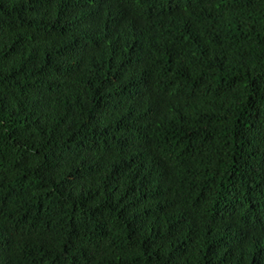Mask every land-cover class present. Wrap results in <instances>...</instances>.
<instances>
[{"label":"trees","instance_id":"16d2710c","mask_svg":"<svg viewBox=\"0 0 264 264\" xmlns=\"http://www.w3.org/2000/svg\"><path fill=\"white\" fill-rule=\"evenodd\" d=\"M0 264H264V0H0Z\"/></svg>","mask_w":264,"mask_h":264}]
</instances>
